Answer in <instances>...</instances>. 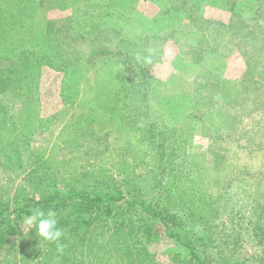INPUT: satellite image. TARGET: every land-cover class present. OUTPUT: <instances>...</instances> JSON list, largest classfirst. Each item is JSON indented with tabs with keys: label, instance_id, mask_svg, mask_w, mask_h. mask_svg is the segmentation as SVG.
Returning <instances> with one entry per match:
<instances>
[{
	"label": "rangeland",
	"instance_id": "obj_1",
	"mask_svg": "<svg viewBox=\"0 0 264 264\" xmlns=\"http://www.w3.org/2000/svg\"><path fill=\"white\" fill-rule=\"evenodd\" d=\"M12 1L13 6L0 0L6 18L0 45L6 36L31 31L47 45L45 51L57 55L54 66L42 65L37 72L38 90L6 94L0 86L1 101L32 149L30 159L20 161L3 151L0 139V204L9 205L7 215L15 216L11 211L18 201L33 204V197L67 181L78 188L95 178L110 181L125 199L150 200L166 211L178 209L181 191L189 199L196 193L207 204L206 214L225 223L216 231L228 241L225 252L264 264V0ZM180 45L191 54H180ZM72 47L79 48L78 58L67 54ZM2 51L0 67L14 57L13 51ZM64 54L73 67L66 72L58 60ZM142 82L150 95L144 101L147 117L153 109L148 123L174 125L187 136L188 180L161 179L162 191L159 184L153 187L158 154L148 148V123L138 120L141 114L124 112L125 94ZM166 187L173 197L166 198ZM101 217L93 218L89 230L76 233L69 226L68 233L85 244L102 231L110 238L120 225ZM156 223L155 242L144 244L153 260L145 264H174L182 246ZM20 225L9 238L17 257L37 239L40 251L53 248L34 230L24 235ZM129 230L125 235L132 241ZM94 258L84 264H140L110 254L102 262Z\"/></svg>",
	"mask_w": 264,
	"mask_h": 264
},
{
	"label": "trees",
	"instance_id": "obj_2",
	"mask_svg": "<svg viewBox=\"0 0 264 264\" xmlns=\"http://www.w3.org/2000/svg\"><path fill=\"white\" fill-rule=\"evenodd\" d=\"M7 1L11 6L14 5L12 0ZM5 20V15L0 11V27ZM13 22H16V20ZM17 24V27H24L21 21H17ZM21 32L23 35L25 34L24 37L18 32L16 37L13 33V36H6L3 39V42L6 43L0 45V52H3L2 50L9 53L13 51L14 55V57H7L9 63L4 67H0V70H2L0 72V86L6 89V94L14 90L27 94L32 90L31 87H35L33 89L38 90L39 73L42 65L54 66V62L51 59L55 60L57 55L47 49L45 51L43 46L47 48V45L44 42L41 43L40 38L31 34V31L30 33ZM64 33L66 32L60 31L61 35H64ZM27 34L32 35V37H28ZM32 38H37V41L32 40ZM178 48L180 54L185 55L188 52L191 54L192 49L187 50L186 46L180 45ZM67 51L69 52L67 53L68 55L72 54L75 58H78L77 55L80 53L79 48L75 47ZM5 55L7 56V54ZM64 56L66 54L60 55V59H58L60 60V69L64 72L70 71L73 67L69 69L68 61H63ZM2 62H0L1 66H3ZM20 69L24 70L17 75V71H20ZM37 72L39 73L37 74ZM143 72L146 73L147 69L143 68ZM67 76L65 73L61 90L67 84ZM142 83L137 88L129 89L125 94L126 104L124 112L134 118L141 114L142 117L138 118V120L144 118L148 123L153 117L150 118L151 110L153 111V109L150 110V115L147 117L146 112L149 113V109L144 110L146 108L144 101L146 97L147 99L150 98V95L149 91L145 89L148 85L145 82ZM61 94L63 96V91H61ZM148 105L151 106V102L147 103V107H149ZM138 128L141 127L139 126ZM146 131L147 137L145 138L149 139L151 143H148V148L155 149L158 154L154 155L156 163L153 176L155 186L153 187H157L156 184H159L158 189L162 191L161 179H165L168 182L176 178H181L183 181L188 180L190 161L188 162V155H185L187 136L183 137L184 134L178 132L174 125L163 124V126H157L153 122L148 123ZM26 134L14 119L9 106L4 104L0 97V139L5 147L3 151L7 155H17L20 161L30 159L32 149ZM45 175H40V178H44ZM52 183L54 182L52 181ZM52 187L54 189L48 195L42 196L38 200L33 197V204L27 203V205L21 206L18 201L15 206L16 209L11 211L15 214L13 217L7 215L9 205L0 204V217L2 216L0 218V253L5 251L0 264H84L88 257H95V260L102 262V258H106L108 254L115 255L119 259L125 257L130 262L134 261L132 259L135 258L140 264H145L146 260H153L151 254L146 253L147 247L144 244L155 242V238L151 235H153L154 229L157 227L156 220L165 225V234L182 246L183 251L180 253L175 252L176 254H174L176 257L173 258L174 264H248L245 258L225 252L224 246L228 244L227 239H222V237L216 235L218 226L225 223L223 221L217 222L214 219L215 215L209 217L206 214L207 210L205 207H207V204L204 203L200 196L197 197L196 193L193 195V199H189L183 194V191H176V193H180H178L179 207H177L178 209L175 210L177 212H175L164 209L159 210L152 206L150 200H127L115 184L98 178L83 183L80 188L70 181H67V185L62 187H55V185H52ZM166 188V193L168 194L166 198H170L172 191H170V188ZM220 199L223 198H217V200ZM33 209H40L45 212L49 210L55 211L63 236L59 241L51 242L50 245L54 244L53 248L45 252L40 251L38 248L42 240L30 241L31 245L28 246V249H24L17 257L13 253L15 243H10L9 238L11 234L16 233V230L18 233L22 217L29 214ZM97 216L98 218H102L101 216L103 218H111L112 223L120 225L119 228L118 226L116 227V233H111L110 238L106 236L108 232L102 231L98 233L97 237H91L92 239L90 238L85 244V240L78 238L75 234L73 236L68 233L67 228L69 226L73 227L71 229H76V233L89 230L90 225L95 220L93 218ZM138 225L141 226V231L138 229ZM127 227L130 228L128 234L134 236L132 241L127 234L125 235ZM138 231H140L139 234L137 233ZM128 242H132L135 246H129ZM105 260L104 262H106Z\"/></svg>",
	"mask_w": 264,
	"mask_h": 264
},
{
	"label": "clouds",
	"instance_id": "obj_3",
	"mask_svg": "<svg viewBox=\"0 0 264 264\" xmlns=\"http://www.w3.org/2000/svg\"><path fill=\"white\" fill-rule=\"evenodd\" d=\"M21 223V228L26 236L33 230L45 241L57 242L63 236L57 213L52 210L45 212L40 209H33L29 214L22 217Z\"/></svg>",
	"mask_w": 264,
	"mask_h": 264
}]
</instances>
